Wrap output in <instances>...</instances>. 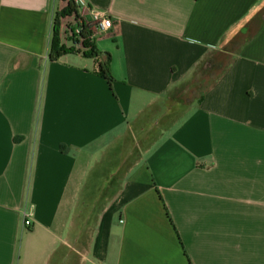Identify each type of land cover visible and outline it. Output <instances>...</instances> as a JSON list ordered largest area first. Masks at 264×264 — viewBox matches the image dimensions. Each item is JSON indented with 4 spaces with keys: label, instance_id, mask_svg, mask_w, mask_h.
I'll return each mask as SVG.
<instances>
[{
    "label": "crops",
    "instance_id": "crops-1",
    "mask_svg": "<svg viewBox=\"0 0 264 264\" xmlns=\"http://www.w3.org/2000/svg\"><path fill=\"white\" fill-rule=\"evenodd\" d=\"M68 1L0 0V264H264V0H84L111 85Z\"/></svg>",
    "mask_w": 264,
    "mask_h": 264
},
{
    "label": "trees",
    "instance_id": "trees-1",
    "mask_svg": "<svg viewBox=\"0 0 264 264\" xmlns=\"http://www.w3.org/2000/svg\"><path fill=\"white\" fill-rule=\"evenodd\" d=\"M68 17H74L75 21L80 20L78 7L74 0L68 1V6L62 12H58L55 16L54 34L50 49V61L55 62L62 57L74 53L82 54L87 59H92L96 63V74L104 79L109 85L114 83V77L111 71V56L109 54H102L97 49L95 39L92 38V26L89 23L81 25L80 38L82 39V48L76 49L77 40L72 41L71 47H67L62 43L61 25L62 20Z\"/></svg>",
    "mask_w": 264,
    "mask_h": 264
},
{
    "label": "built area",
    "instance_id": "built-area-1",
    "mask_svg": "<svg viewBox=\"0 0 264 264\" xmlns=\"http://www.w3.org/2000/svg\"><path fill=\"white\" fill-rule=\"evenodd\" d=\"M77 7H78V12L79 9H84L87 10V12L90 13V22H86L82 16H80L79 21H75V19L71 22L70 25L64 24V20H62V25H61V38L64 39L66 44L72 45L73 40H77L78 44L75 46L77 49L82 48V39L80 38L81 34V25L83 23H89L91 24L92 28V38L95 39L96 37L107 33L113 28V21L111 18L106 15L104 12H100L98 10H92L88 8V5L86 4L84 0H74ZM34 213L31 208H28L24 214L25 221L24 225L26 228H31L32 227V220H33Z\"/></svg>",
    "mask_w": 264,
    "mask_h": 264
},
{
    "label": "rangeland",
    "instance_id": "rangeland-1",
    "mask_svg": "<svg viewBox=\"0 0 264 264\" xmlns=\"http://www.w3.org/2000/svg\"><path fill=\"white\" fill-rule=\"evenodd\" d=\"M262 10H261V7L255 12L256 14H254L253 16H255L254 18H257V19H261V18H263V15H264V5H262ZM259 13V14H258ZM66 25L68 24V25H70L71 24V21L69 20V21H66V23H65ZM243 25H245V24H242V26ZM244 27H241L240 28V30H242ZM240 30L237 32V33H239L240 32ZM235 32V33H236ZM231 38H232V40H234V35H232L231 36Z\"/></svg>",
    "mask_w": 264,
    "mask_h": 264
}]
</instances>
